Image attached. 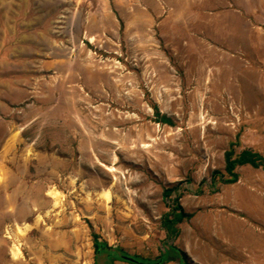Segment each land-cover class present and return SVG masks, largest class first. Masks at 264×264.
I'll return each mask as SVG.
<instances>
[{"label": "rangeland", "instance_id": "1", "mask_svg": "<svg viewBox=\"0 0 264 264\" xmlns=\"http://www.w3.org/2000/svg\"><path fill=\"white\" fill-rule=\"evenodd\" d=\"M7 1L0 264H264V0Z\"/></svg>", "mask_w": 264, "mask_h": 264}, {"label": "trees", "instance_id": "2", "mask_svg": "<svg viewBox=\"0 0 264 264\" xmlns=\"http://www.w3.org/2000/svg\"><path fill=\"white\" fill-rule=\"evenodd\" d=\"M161 121L162 122H165V123H168L169 120L166 119L165 116H162L161 117ZM254 157V154L252 153H249L247 151H244L242 152L239 157H238V160L237 161H234L236 164H251L253 166H256L255 162L253 160H251L252 158ZM232 167H234V163L230 162L229 165H227V170L228 171H231ZM165 190H164V194H165ZM169 191L167 190L166 194H168ZM176 208H178L180 210V214L181 215H184V213L182 212V209L180 208V206H176ZM167 222H172V219H170V221L167 220ZM168 233L169 234H175L176 231L172 228H169L168 230ZM94 239H96V237H94ZM94 251H95V257L96 259H98V256H99V253H107V252H110V248H106V249H103L100 251L99 249V246L98 244L94 243ZM118 252L120 253V255H115L113 253H111L109 256H111V260H122V261H125V262H129V263H132V264H160L162 261H159V262H154V261H150L149 259H145V258H141V257H138V256H128L126 255V253H124L121 249H118ZM178 263L179 264H185L182 262V260H178ZM95 264H98L97 262H95Z\"/></svg>", "mask_w": 264, "mask_h": 264}, {"label": "water", "instance_id": "3", "mask_svg": "<svg viewBox=\"0 0 264 264\" xmlns=\"http://www.w3.org/2000/svg\"><path fill=\"white\" fill-rule=\"evenodd\" d=\"M7 2H8L9 4H11V3H12V0H8Z\"/></svg>", "mask_w": 264, "mask_h": 264}, {"label": "bare ground", "instance_id": "4", "mask_svg": "<svg viewBox=\"0 0 264 264\" xmlns=\"http://www.w3.org/2000/svg\"><path fill=\"white\" fill-rule=\"evenodd\" d=\"M93 39H90V41L92 42Z\"/></svg>", "mask_w": 264, "mask_h": 264}]
</instances>
